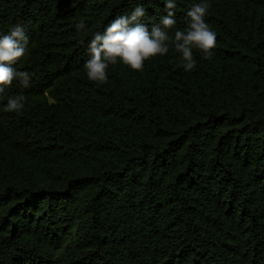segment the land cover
Listing matches in <instances>:
<instances>
[{
    "label": "trees",
    "instance_id": "obj_1",
    "mask_svg": "<svg viewBox=\"0 0 264 264\" xmlns=\"http://www.w3.org/2000/svg\"><path fill=\"white\" fill-rule=\"evenodd\" d=\"M202 2L175 0L170 37ZM207 3L210 59L185 71L170 40L100 83L94 35L138 6L150 30L165 0H0L30 77L0 94V264H264V0Z\"/></svg>",
    "mask_w": 264,
    "mask_h": 264
},
{
    "label": "clouds",
    "instance_id": "obj_2",
    "mask_svg": "<svg viewBox=\"0 0 264 264\" xmlns=\"http://www.w3.org/2000/svg\"><path fill=\"white\" fill-rule=\"evenodd\" d=\"M165 7L167 15L161 17L160 24H154L150 30L141 22L145 10L138 6L130 15L113 19L103 33L97 32L88 45L90 59L85 63L88 78L94 82H106L109 65H115L118 61L135 71H142L145 61L169 51L170 40L181 55L180 66L185 71L196 68L193 49L199 50L203 59H210L217 45V37L205 22L210 7L207 0L195 4L187 12V27L175 30L174 38L169 36L168 30L176 24L173 18L175 0H165ZM84 28L83 20L76 24L77 31ZM28 43L25 30L20 25L13 26L8 34L0 36V94L16 80L24 87L28 86L29 74L13 67L25 56ZM24 107L25 97L16 95L8 98L5 111L19 113Z\"/></svg>",
    "mask_w": 264,
    "mask_h": 264
}]
</instances>
